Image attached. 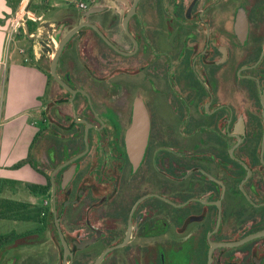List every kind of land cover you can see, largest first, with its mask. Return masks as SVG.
I'll return each instance as SVG.
<instances>
[{"label":"flooded vegetation","instance_id":"af4514ba","mask_svg":"<svg viewBox=\"0 0 264 264\" xmlns=\"http://www.w3.org/2000/svg\"><path fill=\"white\" fill-rule=\"evenodd\" d=\"M85 1L44 62L46 264H264V0Z\"/></svg>","mask_w":264,"mask_h":264},{"label":"crops","instance_id":"0c3cea01","mask_svg":"<svg viewBox=\"0 0 264 264\" xmlns=\"http://www.w3.org/2000/svg\"><path fill=\"white\" fill-rule=\"evenodd\" d=\"M24 1L0 0V178L15 182L13 195H19V189L23 188L24 184L37 185L40 181L37 171L30 165H25L17 170L12 169L15 164L27 159L30 154L32 143L38 134L37 110L48 82V71L44 62L50 61V58L40 48L39 41L30 38L29 35L37 34L40 27L45 31V35H48L49 30L51 31L55 27V21L44 18L42 11H39V6L32 3L38 11L34 15L42 17L43 24L40 26L41 24L37 23L32 33L29 31V35L26 27L23 32L20 31L18 34L20 39H24L26 36L31 40L32 48L28 52L25 51L24 54L20 52L26 56L21 59L17 55L7 57L12 21L21 11ZM44 38L46 37L44 36ZM11 189L6 190L5 196L10 197L8 194L12 192ZM31 204L39 207L41 205L40 202ZM41 231L48 232L51 241H53L51 246L57 251L51 230L42 229ZM47 241L48 239L38 243L45 244ZM11 251L7 250L4 253L7 255Z\"/></svg>","mask_w":264,"mask_h":264},{"label":"rangeland","instance_id":"374dc122","mask_svg":"<svg viewBox=\"0 0 264 264\" xmlns=\"http://www.w3.org/2000/svg\"><path fill=\"white\" fill-rule=\"evenodd\" d=\"M35 6H39V11H42L43 17L56 21L61 15H64L66 11L72 6L73 3H79L81 0H31ZM86 3V1H84ZM74 6V5H73ZM42 19V17H39ZM49 32H51L49 30ZM20 31L18 32V34ZM16 34L11 42H8L7 47V57H12L17 55L20 59L25 55H22L20 52L22 50L28 52L32 48V41L29 40L26 36L24 39H20ZM26 57V56H25ZM38 118V117H37ZM32 162L36 166L37 162V149L36 146L32 152ZM12 192L8 195L12 197L14 200H21V201H29L35 202L38 204L39 200L29 194L28 190H25L24 187L19 189V195H13L15 189H11ZM36 224L32 222H18V221H0V235L7 234L10 232H17V233H24L27 231L34 230L36 228ZM41 234V235H40ZM44 234V235H42ZM52 234V233H51ZM37 242H42L48 239L47 243L45 244H36L33 247H25L20 250H15L8 252L5 256V260L0 262V264H10L11 259L16 260V264H22L23 259H28V264H46L45 260L48 255H50V246L53 245L52 239L47 233H39L38 237H34ZM50 245V246H49ZM2 252V250L0 251Z\"/></svg>","mask_w":264,"mask_h":264},{"label":"trees","instance_id":"16d2710c","mask_svg":"<svg viewBox=\"0 0 264 264\" xmlns=\"http://www.w3.org/2000/svg\"><path fill=\"white\" fill-rule=\"evenodd\" d=\"M27 11L33 14H37V8L33 6L32 2L29 3ZM27 24L30 33L35 29L37 22L27 19ZM24 27L20 29L23 32ZM48 77L51 76L48 74ZM36 138L32 143L30 154L27 159L22 160L15 164L12 169L17 170L25 165H30L36 170V166L32 162V152L36 146ZM15 182L7 179L0 178V221H18V222H32L37 224V228L24 233H17L15 231L0 235V262L5 260L7 250H19L24 247H29L38 244L34 237H38L39 233L43 230H52L55 232V225L46 220H42V214L47 212V208H41L27 201H18L10 197L5 196V192L8 188H14ZM34 197H38L39 190L38 185L24 184L23 186ZM48 188L44 189V195L47 194ZM47 209V210H46Z\"/></svg>","mask_w":264,"mask_h":264},{"label":"built area","instance_id":"2783aa9c","mask_svg":"<svg viewBox=\"0 0 264 264\" xmlns=\"http://www.w3.org/2000/svg\"><path fill=\"white\" fill-rule=\"evenodd\" d=\"M30 2H31V0H25L23 5H22L21 11L17 14V17L15 19H13L11 29L9 32L8 42H11L13 40L14 36L16 34H18V32L20 31V29L22 27H25L23 23L27 22V19L33 20V21L41 24L40 26H42V24H43L42 19L39 17H36L33 13L27 11V7H28ZM77 5L82 10L87 8V3H85V2H79ZM47 34L48 35H45V31L42 29V27H40L37 31V34H30L29 37L32 39L38 40L39 46H40V48H42V51L45 53V55L48 58H52L53 57V51H52V47H51L52 37H51L50 32ZM44 36L46 38H44ZM41 39H43V40H41ZM21 52L23 54L25 53L24 50H22Z\"/></svg>","mask_w":264,"mask_h":264},{"label":"water","instance_id":"95a60500","mask_svg":"<svg viewBox=\"0 0 264 264\" xmlns=\"http://www.w3.org/2000/svg\"><path fill=\"white\" fill-rule=\"evenodd\" d=\"M24 26L27 28V34L29 35V30H28V24L27 22H24L23 23ZM66 40H63L61 46L59 47V50L56 52L54 58L52 59V62H51V71H52V74L57 77L58 75L56 74V67H57V62H58V59H59V56L64 48V45L66 44ZM143 123L142 119H139L137 120V122L135 123V126L134 128L130 131V135H129V138H130V141H131V154L133 156H136L137 154H142L143 153V150H144V145H145V142H144V139H145V134L144 132L142 131V127H139V125H141ZM135 139H138V140H142V143H136L134 140ZM55 225L58 229V232H59V236H60V239H61V242H62V245L64 247L65 250H67V244H66V241L64 239V236L61 232V228H60V225H59V221L58 219L56 218L55 220ZM64 264H69V261L66 259H64Z\"/></svg>","mask_w":264,"mask_h":264}]
</instances>
